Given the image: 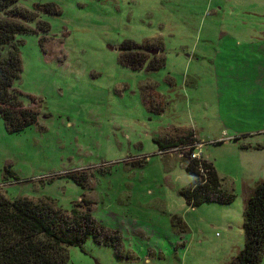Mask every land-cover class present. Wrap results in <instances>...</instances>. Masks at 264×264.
<instances>
[{
    "label": "rangeland",
    "instance_id": "obj_1",
    "mask_svg": "<svg viewBox=\"0 0 264 264\" xmlns=\"http://www.w3.org/2000/svg\"><path fill=\"white\" fill-rule=\"evenodd\" d=\"M17 9L37 18L19 19L36 33L16 37L14 88L40 115L17 134L0 115V196L50 198L66 211L91 201L121 248L90 238L69 248L71 264L230 262L245 246L248 197L264 182V0H21ZM126 41L159 50L165 67L121 65ZM190 132L193 147L160 153L157 140ZM193 155L214 164L234 203L189 207L181 191L196 179L184 163Z\"/></svg>",
    "mask_w": 264,
    "mask_h": 264
},
{
    "label": "trees",
    "instance_id": "obj_2",
    "mask_svg": "<svg viewBox=\"0 0 264 264\" xmlns=\"http://www.w3.org/2000/svg\"><path fill=\"white\" fill-rule=\"evenodd\" d=\"M20 1L0 0V12L6 15L0 18V47H10L8 56L0 58V115L10 134L21 133L37 125L40 115L35 108L24 106L21 100L23 94L14 88L23 71L16 37L36 33L19 21L20 18L29 21L37 18L35 13L18 12ZM36 9L58 14L52 5H39ZM42 26L45 32L50 31L48 24ZM149 46L124 42L120 47L121 65L134 70H142L145 66L151 72L161 70L166 65V59L150 56ZM146 89L144 97L149 98L153 93L151 90V93L146 92ZM157 142L160 153H166L171 149L193 147L198 141L195 133L190 132L176 140ZM184 163L187 173L196 177L181 191L189 207L235 202L236 195L223 188V180L213 163L197 159L185 160ZM92 206L91 201L83 198L75 203L71 211H66L58 208L50 198L35 202L30 199L11 201L0 196V264H71L69 248H82L90 238L99 245L119 251V234L95 220ZM243 229L245 246L227 264H260L264 255V182L258 184L246 203Z\"/></svg>",
    "mask_w": 264,
    "mask_h": 264
},
{
    "label": "water",
    "instance_id": "obj_3",
    "mask_svg": "<svg viewBox=\"0 0 264 264\" xmlns=\"http://www.w3.org/2000/svg\"><path fill=\"white\" fill-rule=\"evenodd\" d=\"M148 52L152 55H158L159 54V50H149Z\"/></svg>",
    "mask_w": 264,
    "mask_h": 264
},
{
    "label": "built area",
    "instance_id": "obj_4",
    "mask_svg": "<svg viewBox=\"0 0 264 264\" xmlns=\"http://www.w3.org/2000/svg\"><path fill=\"white\" fill-rule=\"evenodd\" d=\"M193 158H194V159H197V156H196V155H193Z\"/></svg>",
    "mask_w": 264,
    "mask_h": 264
},
{
    "label": "crops",
    "instance_id": "obj_5",
    "mask_svg": "<svg viewBox=\"0 0 264 264\" xmlns=\"http://www.w3.org/2000/svg\"><path fill=\"white\" fill-rule=\"evenodd\" d=\"M248 199H249V197H248ZM226 264V263H225Z\"/></svg>",
    "mask_w": 264,
    "mask_h": 264
}]
</instances>
